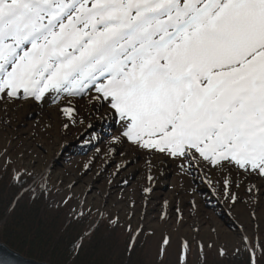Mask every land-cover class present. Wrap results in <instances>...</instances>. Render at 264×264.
I'll use <instances>...</instances> for the list:
<instances>
[{"label": "snow or ice", "instance_id": "6c2138e0", "mask_svg": "<svg viewBox=\"0 0 264 264\" xmlns=\"http://www.w3.org/2000/svg\"><path fill=\"white\" fill-rule=\"evenodd\" d=\"M49 92L108 103L143 148L264 174V0H0V98Z\"/></svg>", "mask_w": 264, "mask_h": 264}, {"label": "rangeland", "instance_id": "374dc122", "mask_svg": "<svg viewBox=\"0 0 264 264\" xmlns=\"http://www.w3.org/2000/svg\"><path fill=\"white\" fill-rule=\"evenodd\" d=\"M24 98L8 99L17 102ZM75 98L82 101L87 96ZM36 101L39 111L26 118L14 108L11 112L0 106V170L12 162L16 169L31 175L33 182L42 181L51 187L59 206L69 198L67 220L88 213L87 231L99 223L101 216L109 223H120L124 231L132 232L131 236L140 230L146 245L140 240L137 248H146L151 264H180L187 251L188 261L200 264L205 250L220 263L224 255L238 260L246 248L264 249V174L229 161H221L229 166L220 170V165L210 164L195 149H186L184 156H173L143 148L120 136L123 121L106 102L99 103L109 112L106 116L99 110L77 109L71 119L54 121L41 115L56 104L53 93ZM114 135L137 153L134 160L127 159L126 166H116L117 159L101 146L108 147ZM114 156L121 155L114 152ZM162 158L172 160L168 170L158 169L166 163ZM176 173L179 186L171 182ZM253 178L260 186L256 190L250 184ZM172 194L184 203L171 200L168 196ZM161 224V238L154 248V231ZM174 238L179 246L177 254L169 250Z\"/></svg>", "mask_w": 264, "mask_h": 264}, {"label": "trees", "instance_id": "16d2710c", "mask_svg": "<svg viewBox=\"0 0 264 264\" xmlns=\"http://www.w3.org/2000/svg\"><path fill=\"white\" fill-rule=\"evenodd\" d=\"M14 169L21 173L15 180ZM33 179L12 162L0 170V242L49 264H151L146 248H137L140 240L146 245L141 232L130 244L132 232L104 218L87 231L88 213L67 220L70 199L59 206L55 191L42 181L29 187ZM201 257L200 264H253L247 250L238 260L224 255L220 263L208 250ZM180 264H191L188 256ZM255 264H264V249L256 253Z\"/></svg>", "mask_w": 264, "mask_h": 264}, {"label": "bare ground", "instance_id": "6f19581e", "mask_svg": "<svg viewBox=\"0 0 264 264\" xmlns=\"http://www.w3.org/2000/svg\"><path fill=\"white\" fill-rule=\"evenodd\" d=\"M15 98H17V97L12 98V100H15ZM5 100L0 98V106L4 107L5 109L8 108V111H11V112H13V108H14L24 118L29 117L31 114L39 111L38 110V106H37V102H36L35 98L32 97V96H28L27 98H24L23 100H19L17 102H11V99H8V98L5 99ZM61 100H63V103L61 102ZM69 101H71V104L68 103ZM69 106L74 107V111L77 110V109H79V110H88V111L89 110H95V111L99 110V111H103V114L105 116H106L107 113H109L107 111V109H105V107L101 106L96 100H92V102H89V100L87 98H85L82 101H80V100H78L75 97H68V98L62 97V98H60L58 100V102H56L55 105H53L50 108H48L45 112H43V114L41 113V115H43L44 117H47V118L50 117L51 119L56 121V120H59L60 117H67V116H65L63 114L62 109L65 108V107H69ZM52 123H53V121H52ZM115 137H117V136L114 135V136L111 137L108 147H105L103 145H101V146L103 147V149L106 150V152L109 153V155L111 157H115L117 159L116 160V166H119V167L126 166L127 165L126 162L128 160H130V161L134 160V158H135L137 153L130 145H128V144L126 145L125 141L123 139L120 138L119 140H117V139H115ZM114 152H116V154L120 153L121 156L120 157L119 156H114ZM162 159H164L166 161V163L160 164L159 162H155V164H160L158 169H161L162 171L164 169L168 170L169 166L167 164L170 161H172V160H168V159H165V158H162ZM89 160L92 161L93 157H90ZM149 166H151V165H149ZM149 166H147L148 169H149ZM194 166H195V164H194ZM133 168L136 169L137 167L133 166ZM163 173L165 175V174H167V171L166 172L164 171ZM178 178H179V175L176 173V174H174V176L171 179V182L175 186H179V183H178L179 181H177ZM206 181L207 180H205V183H206ZM211 181L212 180L208 179V183L209 184H211ZM251 181L253 182V183H250V184L253 185V187H252L253 189H254V187H255V190L260 188V186L256 184L257 182L255 181L254 178L251 179ZM168 197L171 200H174L176 198V196L173 195V194L169 195ZM176 199H178L177 202L180 205L184 203V200L182 198H178L177 197ZM194 199L197 201V199L195 197H194ZM162 227H163V225L161 224L158 227H156V230L154 231L155 232L154 233V238H153L154 248L158 247L159 240L161 238L160 235H161V228ZM178 232H180V228H179ZM176 234H175V237H176ZM176 242H177V239L175 240V238H174V240L169 243L170 244L169 245V250H171V252H174V253L177 254V252H178L177 248H179V246H178V244Z\"/></svg>", "mask_w": 264, "mask_h": 264}, {"label": "water", "instance_id": "95a60500", "mask_svg": "<svg viewBox=\"0 0 264 264\" xmlns=\"http://www.w3.org/2000/svg\"><path fill=\"white\" fill-rule=\"evenodd\" d=\"M0 259H11L15 261V264H49L47 262H39L32 258L24 257L2 242H0Z\"/></svg>", "mask_w": 264, "mask_h": 264}]
</instances>
